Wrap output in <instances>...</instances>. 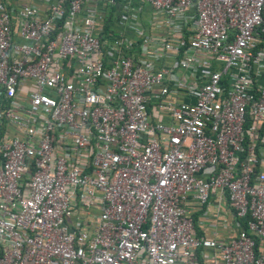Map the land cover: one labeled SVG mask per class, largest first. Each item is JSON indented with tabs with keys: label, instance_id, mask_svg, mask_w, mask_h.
Wrapping results in <instances>:
<instances>
[{
	"label": "built area",
	"instance_id": "2783aa9c",
	"mask_svg": "<svg viewBox=\"0 0 264 264\" xmlns=\"http://www.w3.org/2000/svg\"><path fill=\"white\" fill-rule=\"evenodd\" d=\"M0 264H264V0H0Z\"/></svg>",
	"mask_w": 264,
	"mask_h": 264
},
{
	"label": "crops",
	"instance_id": "0c3cea01",
	"mask_svg": "<svg viewBox=\"0 0 264 264\" xmlns=\"http://www.w3.org/2000/svg\"><path fill=\"white\" fill-rule=\"evenodd\" d=\"M196 216H198L197 214H195ZM200 215V213H199ZM227 217V220L225 221H219L216 227H212L209 223V220L206 219H202L200 221V224L198 225V227L196 228L197 232L200 234H210L211 231L213 229L216 228L217 232H218V237L219 238H227L233 231L232 229V221L231 219Z\"/></svg>",
	"mask_w": 264,
	"mask_h": 264
},
{
	"label": "rangeland",
	"instance_id": "374dc122",
	"mask_svg": "<svg viewBox=\"0 0 264 264\" xmlns=\"http://www.w3.org/2000/svg\"><path fill=\"white\" fill-rule=\"evenodd\" d=\"M147 19H148V17L146 15H143V22L146 23V24H147V21H148Z\"/></svg>",
	"mask_w": 264,
	"mask_h": 264
}]
</instances>
